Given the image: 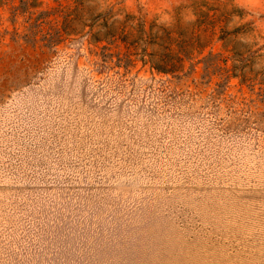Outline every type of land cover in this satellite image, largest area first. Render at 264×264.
<instances>
[{
  "label": "rangeland",
  "instance_id": "rangeland-1",
  "mask_svg": "<svg viewBox=\"0 0 264 264\" xmlns=\"http://www.w3.org/2000/svg\"><path fill=\"white\" fill-rule=\"evenodd\" d=\"M0 264H264V0H0Z\"/></svg>",
  "mask_w": 264,
  "mask_h": 264
},
{
  "label": "trees",
  "instance_id": "trees-1",
  "mask_svg": "<svg viewBox=\"0 0 264 264\" xmlns=\"http://www.w3.org/2000/svg\"><path fill=\"white\" fill-rule=\"evenodd\" d=\"M156 70L158 71V72H163V73H165V69H159V68H156Z\"/></svg>",
  "mask_w": 264,
  "mask_h": 264
}]
</instances>
